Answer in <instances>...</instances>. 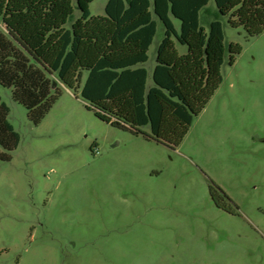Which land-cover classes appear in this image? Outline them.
Wrapping results in <instances>:
<instances>
[{"label": "rangeland", "instance_id": "1", "mask_svg": "<svg viewBox=\"0 0 264 264\" xmlns=\"http://www.w3.org/2000/svg\"><path fill=\"white\" fill-rule=\"evenodd\" d=\"M221 21L242 52L177 149L100 120L57 79L62 96L35 126L0 85L20 135L0 161V264H264V32Z\"/></svg>", "mask_w": 264, "mask_h": 264}, {"label": "trees", "instance_id": "2", "mask_svg": "<svg viewBox=\"0 0 264 264\" xmlns=\"http://www.w3.org/2000/svg\"><path fill=\"white\" fill-rule=\"evenodd\" d=\"M94 1L0 0V85L35 126L62 96L59 82L100 120L177 149L221 86L226 58L232 66L242 52L227 49L221 18L248 38L264 32V0H213L207 29L212 0H108L92 16ZM9 114L0 97V161L20 143Z\"/></svg>", "mask_w": 264, "mask_h": 264}, {"label": "crops", "instance_id": "3", "mask_svg": "<svg viewBox=\"0 0 264 264\" xmlns=\"http://www.w3.org/2000/svg\"><path fill=\"white\" fill-rule=\"evenodd\" d=\"M159 29H162V27L160 26V28ZM162 39V38H161ZM161 39H160V41H161ZM159 41V42H160ZM153 46V45H152ZM155 64H156V56H155V61L153 62H150V60H149V63L147 64V68H148V70H149V72H150V74H152V71H153V69H154V67H155Z\"/></svg>", "mask_w": 264, "mask_h": 264}, {"label": "flooded vegetation", "instance_id": "4", "mask_svg": "<svg viewBox=\"0 0 264 264\" xmlns=\"http://www.w3.org/2000/svg\"><path fill=\"white\" fill-rule=\"evenodd\" d=\"M212 198H213V201L216 204V206H218L219 208L223 207L222 204H223L224 200L220 196L216 195V197L212 196Z\"/></svg>", "mask_w": 264, "mask_h": 264}]
</instances>
